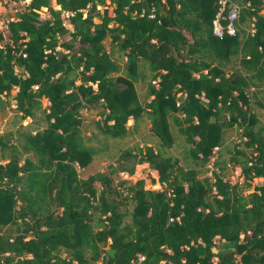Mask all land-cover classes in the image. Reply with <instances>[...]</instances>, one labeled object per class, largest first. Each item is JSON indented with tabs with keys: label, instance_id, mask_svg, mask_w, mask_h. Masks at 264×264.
I'll return each mask as SVG.
<instances>
[{
	"label": "trees",
	"instance_id": "1",
	"mask_svg": "<svg viewBox=\"0 0 264 264\" xmlns=\"http://www.w3.org/2000/svg\"><path fill=\"white\" fill-rule=\"evenodd\" d=\"M231 1L235 33L220 37L217 0L27 1L0 32V96L14 90V116L36 126L0 133V264H264V0ZM93 109L105 139L145 114L156 146L79 177ZM171 127L191 163L167 155ZM144 163L159 188L117 176Z\"/></svg>",
	"mask_w": 264,
	"mask_h": 264
},
{
	"label": "rangeland",
	"instance_id": "2",
	"mask_svg": "<svg viewBox=\"0 0 264 264\" xmlns=\"http://www.w3.org/2000/svg\"><path fill=\"white\" fill-rule=\"evenodd\" d=\"M28 1V0H27ZM261 14H264V10L260 11ZM103 44L106 49L109 48L108 40L105 39ZM113 58L120 64H123L124 58L119 53H113ZM234 62L228 64L226 69L232 67ZM147 76H145L142 80L134 83L135 90L140 102H143L146 96L147 90ZM14 93V90H11L8 95H1V100H5L6 96L9 99L8 104L1 105L0 104V133H5L8 131H13L19 125L25 126L27 130H30L35 126V123L30 119L20 120L14 116V101L10 98ZM44 104V101H42ZM257 112L258 123L264 125V110L259 108H254ZM82 120H83V137L85 139L86 144L91 145L97 149L96 154L93 157V160L90 164H88L85 168L78 170L79 177L83 178L88 174H91L95 171H103L111 168L117 169L119 162L118 155L125 149H131L133 152V147L144 145H152L156 146V138L151 134L149 130V121L145 114H143L142 120L138 123L136 132L127 136L123 139H105L98 135L96 131L93 129V121L98 118L96 114V110H82L81 111ZM127 125H131V120L129 119L126 122ZM41 125V124H40ZM171 131L174 137V141L171 147L166 149L167 155L171 157L177 158L181 165L191 163V160L187 154V145H185L177 134L174 132V127H171ZM236 131L235 129H230L227 131L228 141L236 140ZM210 166V165H209ZM146 164H136L133 166V173L131 176H127L125 172L119 171L117 173L118 177L125 178L129 183H133L138 178H143L145 182V187H149L151 189L159 188L158 183H150V177L156 175L154 170L146 171ZM204 175H208L206 172ZM225 178L228 179L231 183L239 180L238 168L235 167L233 169H228L225 174ZM124 221H129V214L124 217ZM220 240H215V243H220Z\"/></svg>",
	"mask_w": 264,
	"mask_h": 264
},
{
	"label": "built area",
	"instance_id": "3",
	"mask_svg": "<svg viewBox=\"0 0 264 264\" xmlns=\"http://www.w3.org/2000/svg\"><path fill=\"white\" fill-rule=\"evenodd\" d=\"M27 0H0V32L7 29L10 21L24 11ZM218 8L211 20V32L220 37L223 33L233 35L235 33L234 19L237 7L231 0H217ZM68 13H63L66 16ZM152 17V15H149ZM66 25V23L64 22ZM68 26V25H66ZM142 256H137V261H141Z\"/></svg>",
	"mask_w": 264,
	"mask_h": 264
}]
</instances>
